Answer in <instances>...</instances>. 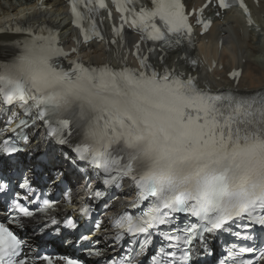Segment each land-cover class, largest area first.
<instances>
[{
    "label": "snow or ice",
    "instance_id": "obj_1",
    "mask_svg": "<svg viewBox=\"0 0 264 264\" xmlns=\"http://www.w3.org/2000/svg\"><path fill=\"white\" fill-rule=\"evenodd\" d=\"M150 3L148 7L142 0H113L117 24L107 0H68L80 35L72 37L73 46L67 49L59 30L44 22L0 28V34L17 37L0 44V104L5 114L12 108L29 117L34 112L51 138L72 149L73 165L83 162L98 171L107 186L132 182V207L138 213L112 217L114 240H130L125 254L110 264H139L154 235L162 242L150 257L152 264H198L197 242L201 251L211 254L207 236L225 231L254 240L232 232L237 220L248 228H264V89L242 95L207 83L201 86L199 75L193 74L200 67V57L194 54L195 29L209 30L213 21L205 10L210 6L216 17H221L220 10L239 7L248 25L258 31L260 26L246 0H204L199 7H189L184 0ZM105 19H112V39L104 34ZM126 29L139 37L128 49L137 67L121 57ZM94 40L116 46L119 66L83 60L82 46ZM169 50L182 51L181 59L192 71L170 67L165 62ZM241 74L229 73L237 83ZM34 127L35 120L29 124L13 112L0 135L12 132L27 142L25 130ZM24 150L11 137L0 140V155L13 157ZM15 187L28 194L15 191L11 178L0 176L5 205L0 209V264H53L50 255L34 252L19 230L24 220L36 221L57 202L41 201L27 177ZM66 200L71 203L70 193ZM80 212L89 215L86 207ZM178 214L187 218L182 228ZM64 223L78 227L70 217ZM50 225L60 232V222L50 216L38 223V230L43 233ZM102 227L94 221L91 231ZM81 240L91 237L82 235ZM88 251L104 255L98 241ZM61 259L63 264H84L78 258ZM218 264H264V248L233 244Z\"/></svg>",
    "mask_w": 264,
    "mask_h": 264
},
{
    "label": "bare ground",
    "instance_id": "obj_2",
    "mask_svg": "<svg viewBox=\"0 0 264 264\" xmlns=\"http://www.w3.org/2000/svg\"><path fill=\"white\" fill-rule=\"evenodd\" d=\"M11 1V0H9ZM6 4L1 2L0 0V21H10L12 17H4L9 16L10 14L14 13V7L10 4ZM57 1L53 4L56 6ZM259 10V17L264 24V0L262 1L260 5ZM57 10L55 12L54 18H49V15L52 13L51 9H45L41 12V16H43L44 20H49L52 22V24L56 27H60L62 30L63 37H67V34H70V26L66 25V18L61 17L60 11L61 9L56 6ZM5 9V10H4ZM228 18H234L237 20L236 16L231 13L227 12ZM231 27H233V24L231 22H228ZM214 30V29H213ZM235 35L237 37V40H239L240 43V57L239 62L243 64L245 70H247L246 75L241 79L238 87H244L248 90H255V88H264V47L262 48L260 45H258L259 37L256 36L254 31H251L248 33L246 28L244 27L242 30L238 28V30H234ZM264 42V37L262 38ZM213 51H216V45L213 46ZM177 57L175 55L174 59ZM221 73H216V77L220 76Z\"/></svg>",
    "mask_w": 264,
    "mask_h": 264
},
{
    "label": "rangeland",
    "instance_id": "obj_3",
    "mask_svg": "<svg viewBox=\"0 0 264 264\" xmlns=\"http://www.w3.org/2000/svg\"><path fill=\"white\" fill-rule=\"evenodd\" d=\"M1 2H3V3H7V2L11 3L9 0H1ZM263 59H264V57H263Z\"/></svg>",
    "mask_w": 264,
    "mask_h": 264
}]
</instances>
